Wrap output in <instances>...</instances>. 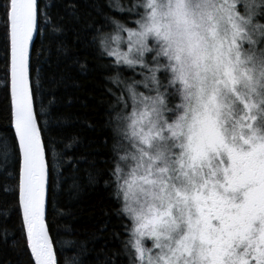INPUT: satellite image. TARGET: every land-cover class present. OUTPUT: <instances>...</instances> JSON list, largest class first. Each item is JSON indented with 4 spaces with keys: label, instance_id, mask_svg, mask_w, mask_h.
<instances>
[{
    "label": "snow or ice",
    "instance_id": "6c2138e0",
    "mask_svg": "<svg viewBox=\"0 0 264 264\" xmlns=\"http://www.w3.org/2000/svg\"><path fill=\"white\" fill-rule=\"evenodd\" d=\"M109 7L124 15L93 25L92 42L115 85L107 90L105 185L118 205L126 264H264V0ZM42 11L38 0H0L15 129L11 142L0 140V159L19 165L30 264H60L29 83Z\"/></svg>",
    "mask_w": 264,
    "mask_h": 264
},
{
    "label": "trees",
    "instance_id": "16d2710c",
    "mask_svg": "<svg viewBox=\"0 0 264 264\" xmlns=\"http://www.w3.org/2000/svg\"><path fill=\"white\" fill-rule=\"evenodd\" d=\"M38 2L43 11L32 48L31 88L46 143V222L51 226L54 250L60 264H126L118 205L112 188L105 185L111 146L110 141L106 143V122L113 99L107 90L115 85L107 79L108 58H98L92 27H100L106 16L119 19L124 14L109 5H126L127 0ZM14 136L10 47L0 22V140L11 142ZM18 184L15 157L6 164L0 159V264H30Z\"/></svg>",
    "mask_w": 264,
    "mask_h": 264
},
{
    "label": "water",
    "instance_id": "95a60500",
    "mask_svg": "<svg viewBox=\"0 0 264 264\" xmlns=\"http://www.w3.org/2000/svg\"><path fill=\"white\" fill-rule=\"evenodd\" d=\"M38 30H39V27H38ZM38 30H37L36 33H34L32 43L29 46V83H30V87H31V71H30V67H31V55H32L33 44L35 43L36 38H37V35H38ZM10 84H11V75H10ZM33 108H34V101H33ZM45 159H46V155H45ZM47 197H48V185H47L46 203H45V218H46V209H47Z\"/></svg>",
    "mask_w": 264,
    "mask_h": 264
},
{
    "label": "bare ground",
    "instance_id": "6f19581e",
    "mask_svg": "<svg viewBox=\"0 0 264 264\" xmlns=\"http://www.w3.org/2000/svg\"><path fill=\"white\" fill-rule=\"evenodd\" d=\"M32 86V85H31ZM10 92H11V84H10ZM14 128V127H13ZM15 131V130H14ZM47 199H48V197H47ZM46 212H47V209H46ZM22 213V212H21ZM22 219V218H21Z\"/></svg>",
    "mask_w": 264,
    "mask_h": 264
},
{
    "label": "rangeland",
    "instance_id": "374dc122",
    "mask_svg": "<svg viewBox=\"0 0 264 264\" xmlns=\"http://www.w3.org/2000/svg\"><path fill=\"white\" fill-rule=\"evenodd\" d=\"M125 38H126V34H125ZM126 50V49H125Z\"/></svg>",
    "mask_w": 264,
    "mask_h": 264
}]
</instances>
